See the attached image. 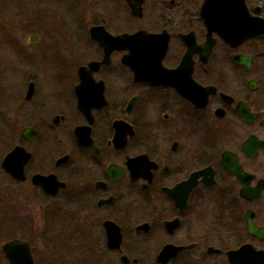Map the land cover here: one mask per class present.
I'll use <instances>...</instances> for the list:
<instances>
[{
  "label": "flooded vegetation",
  "instance_id": "obj_1",
  "mask_svg": "<svg viewBox=\"0 0 264 264\" xmlns=\"http://www.w3.org/2000/svg\"><path fill=\"white\" fill-rule=\"evenodd\" d=\"M53 1L79 33L11 104L0 212L29 214L0 264L15 239L31 264H264V0Z\"/></svg>",
  "mask_w": 264,
  "mask_h": 264
},
{
  "label": "rangeland",
  "instance_id": "obj_2",
  "mask_svg": "<svg viewBox=\"0 0 264 264\" xmlns=\"http://www.w3.org/2000/svg\"><path fill=\"white\" fill-rule=\"evenodd\" d=\"M36 0H0V153L3 156L15 139L13 121L10 119L11 104L19 89L25 90V82L34 77L43 84V68L57 66L59 41L78 35V27L62 25V5L53 0L34 4ZM34 4V5H33ZM39 5V6H37ZM43 5V6H42ZM43 7V8H41ZM43 11H46L43 14ZM34 12V14H32ZM61 13V14H60ZM6 32V33H5ZM32 34L38 35L35 42H28ZM45 45V48L39 47ZM35 61V63H34ZM40 73H37L39 72ZM50 73V70L46 72ZM31 76V77H30ZM39 77V78H37ZM0 177V187H10L9 180ZM29 202L22 199L11 211L10 217L0 212V225L6 235H18L20 223L27 219ZM34 225H42L33 215ZM37 222V223H36ZM44 223V222H43ZM28 225L27 222L23 226ZM17 229V230H16Z\"/></svg>",
  "mask_w": 264,
  "mask_h": 264
},
{
  "label": "water",
  "instance_id": "obj_3",
  "mask_svg": "<svg viewBox=\"0 0 264 264\" xmlns=\"http://www.w3.org/2000/svg\"><path fill=\"white\" fill-rule=\"evenodd\" d=\"M91 33H92V31H91ZM226 33H230V32L227 31ZM260 33H264V29L262 31H259V34ZM135 36L136 35L130 36V39L134 38ZM31 38H32V40H35L37 37H36V35H32ZM32 90H33V84H30L28 92H27V97L30 96ZM15 152H17V148H15L12 152H10L6 156V158H5L4 162H3V167L9 172H10V169H11V161H12L14 155H15ZM42 179L43 178L40 177V176H35L33 178V182L35 184L42 185ZM22 243H23L22 241L15 239V240H12V241H10V242H8V243H6L4 245L3 248H4V251L6 252V256H7V259H8L10 264H31L30 260H28L27 255L25 256V259H23L22 257L20 259H16L15 256H13L11 254V252L13 250L20 248V245H22Z\"/></svg>",
  "mask_w": 264,
  "mask_h": 264
}]
</instances>
